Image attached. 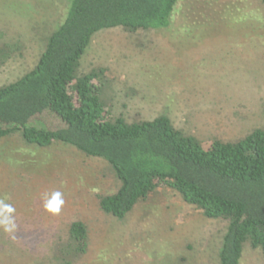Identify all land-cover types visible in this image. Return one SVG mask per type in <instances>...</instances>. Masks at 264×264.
I'll return each instance as SVG.
<instances>
[{"label":"rangeland","instance_id":"374dc122","mask_svg":"<svg viewBox=\"0 0 264 264\" xmlns=\"http://www.w3.org/2000/svg\"><path fill=\"white\" fill-rule=\"evenodd\" d=\"M68 2L0 0V49L20 42L5 61L0 53V86L35 65ZM246 20L264 22L259 0H177L164 30L96 32L77 73L105 69L100 96L113 115L169 117L204 146L234 139L264 127V39L244 41L247 27L230 34L224 27ZM118 185L109 164L73 146L34 147L20 132L2 138L0 200L15 208L16 229L0 228V264H55L52 249L74 220L87 224L89 247L73 264H218L224 220L206 218L167 188L114 218L97 198ZM57 191L64 204L52 214L43 198ZM240 264H264V253L246 245Z\"/></svg>","mask_w":264,"mask_h":264},{"label":"trees","instance_id":"16d2710c","mask_svg":"<svg viewBox=\"0 0 264 264\" xmlns=\"http://www.w3.org/2000/svg\"><path fill=\"white\" fill-rule=\"evenodd\" d=\"M176 2L69 0L35 65L0 86V140L20 132L28 145L43 148L61 142L104 160L119 185L98 195L97 204L114 218H124L155 190L176 192L206 218L225 221L217 263L240 264L246 245L264 253V127L234 139L215 137L204 146L169 117L128 121L113 115L100 96L105 69L77 73L96 32L115 27L131 33L164 30ZM248 21L224 27L229 34L247 27L244 41L251 35L264 39V22ZM16 49L20 51V42L12 48L4 45L3 61ZM88 247L87 224L74 220L55 243L52 261L73 264Z\"/></svg>","mask_w":264,"mask_h":264},{"label":"clouds","instance_id":"9594fccd","mask_svg":"<svg viewBox=\"0 0 264 264\" xmlns=\"http://www.w3.org/2000/svg\"><path fill=\"white\" fill-rule=\"evenodd\" d=\"M63 204L64 200L60 192L57 191L51 194H44L43 207L49 213L58 214ZM14 212L15 208L13 206L0 200V228H3L5 232L12 233L16 229L15 218L13 216Z\"/></svg>","mask_w":264,"mask_h":264}]
</instances>
